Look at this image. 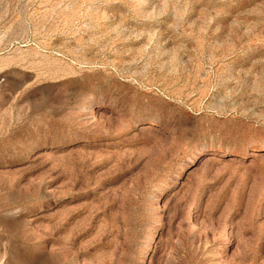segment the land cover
Returning <instances> with one entry per match:
<instances>
[{
    "label": "rangeland",
    "instance_id": "1",
    "mask_svg": "<svg viewBox=\"0 0 264 264\" xmlns=\"http://www.w3.org/2000/svg\"><path fill=\"white\" fill-rule=\"evenodd\" d=\"M0 264H264V0H0Z\"/></svg>",
    "mask_w": 264,
    "mask_h": 264
}]
</instances>
